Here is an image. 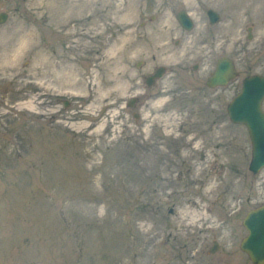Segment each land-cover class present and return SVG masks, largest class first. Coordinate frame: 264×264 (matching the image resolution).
Listing matches in <instances>:
<instances>
[{
  "label": "rangeland",
  "instance_id": "obj_1",
  "mask_svg": "<svg viewBox=\"0 0 264 264\" xmlns=\"http://www.w3.org/2000/svg\"><path fill=\"white\" fill-rule=\"evenodd\" d=\"M249 1L0 0V264H252L241 220L264 169L226 113L241 78L264 74ZM232 3L210 27L206 10ZM210 47L234 58L225 87L205 84Z\"/></svg>",
  "mask_w": 264,
  "mask_h": 264
},
{
  "label": "water",
  "instance_id": "obj_2",
  "mask_svg": "<svg viewBox=\"0 0 264 264\" xmlns=\"http://www.w3.org/2000/svg\"><path fill=\"white\" fill-rule=\"evenodd\" d=\"M6 15L0 14V22ZM179 22L186 28L192 26L185 11L176 15ZM210 20L214 18L210 16ZM232 61L228 58L218 60L216 69L209 77V86L224 85L235 75ZM264 96V76L253 75L243 81L241 92L228 104L227 111L232 122L245 124L252 142V158L249 169L257 172L264 166V112L261 102ZM249 234L241 242L253 264L264 262V205L249 211L243 221Z\"/></svg>",
  "mask_w": 264,
  "mask_h": 264
},
{
  "label": "flooded vegetation",
  "instance_id": "obj_3",
  "mask_svg": "<svg viewBox=\"0 0 264 264\" xmlns=\"http://www.w3.org/2000/svg\"><path fill=\"white\" fill-rule=\"evenodd\" d=\"M228 6V5H224V8ZM229 6L232 7V10L233 11H237L238 10V5L235 4V3H232L230 4ZM244 8H242L240 11H241V14L240 17H241V20H253L254 19V16H253V11L257 12V15H259V20L258 21H264V0H250L248 3H246V5L244 4ZM215 10H218V14L220 15L219 17L223 18L225 21H233L234 20V16H230V11L227 10H219L217 9L216 7H214ZM237 17V16H236ZM264 27V24L262 25ZM251 30V26H248L247 27V33L248 31ZM146 79V78H145ZM218 244V241L216 240L215 237H212V240H211V245H209V248L207 249V252L209 251H215L216 250V245ZM225 252H226V255H228V251L227 249H225ZM202 264H207L206 262H202Z\"/></svg>",
  "mask_w": 264,
  "mask_h": 264
}]
</instances>
